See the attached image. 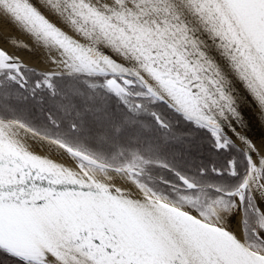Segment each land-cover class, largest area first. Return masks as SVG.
Segmentation results:
<instances>
[{
    "label": "snow or ice",
    "instance_id": "obj_1",
    "mask_svg": "<svg viewBox=\"0 0 264 264\" xmlns=\"http://www.w3.org/2000/svg\"><path fill=\"white\" fill-rule=\"evenodd\" d=\"M0 264H264V0H0Z\"/></svg>",
    "mask_w": 264,
    "mask_h": 264
},
{
    "label": "bare ground",
    "instance_id": "obj_2",
    "mask_svg": "<svg viewBox=\"0 0 264 264\" xmlns=\"http://www.w3.org/2000/svg\"><path fill=\"white\" fill-rule=\"evenodd\" d=\"M7 28H8L7 34H13V35H16L18 37V39H20L22 41H28V37L23 36V35L17 33L14 28H11V26H7ZM26 59H29L30 62H31V58H29V57L26 56ZM37 66H39V65H37ZM248 114L253 119V124L256 125V121L254 119V117H255V106L254 105L251 106V108L249 109ZM253 131H254L253 139H254V141H257L258 142L259 132H260L259 127L258 126L257 127H254V130Z\"/></svg>",
    "mask_w": 264,
    "mask_h": 264
}]
</instances>
